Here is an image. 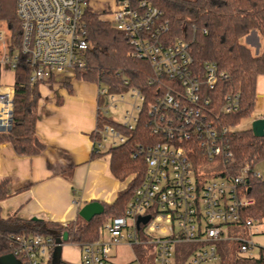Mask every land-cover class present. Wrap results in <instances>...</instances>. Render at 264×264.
Wrapping results in <instances>:
<instances>
[{
    "label": "built area",
    "instance_id": "2783aa9c",
    "mask_svg": "<svg viewBox=\"0 0 264 264\" xmlns=\"http://www.w3.org/2000/svg\"><path fill=\"white\" fill-rule=\"evenodd\" d=\"M92 1L17 0L23 31L20 54L32 67L33 85L75 77L86 66L91 46L82 14ZM97 1L100 17L129 36L132 55L150 63L153 77L149 84L157 83L158 90L147 113L157 140L137 152L144 156L145 176L124 215L104 225L108 239L102 235L81 246V264H121L113 259V249L122 244L133 249V257L124 264H222L220 244L228 241L238 244L230 257L239 260L235 264H264V247L253 241L264 222L243 217L244 210L255 204L245 195L249 193L250 167L244 166L237 175L226 170L233 160L232 128L224 125L221 115L237 112L241 96L227 95L222 105L212 96L217 82L226 75L214 63L196 65L188 44L168 43L164 39L168 23L151 3ZM18 58V53L8 54V36L0 27V71H13L14 79ZM97 86V122L110 117L121 128L133 131L146 96L134 88L111 93ZM127 94L135 102L124 112L123 120L117 121L110 112L117 110ZM13 97V84L0 82V135L11 128ZM127 141V135L113 125H97L94 131L96 152ZM255 175L264 177L259 170ZM142 217L149 219L138 223ZM241 226L249 238L233 237ZM9 241L11 254L21 264H47L61 245L57 239L38 234L12 235Z\"/></svg>",
    "mask_w": 264,
    "mask_h": 264
},
{
    "label": "trees",
    "instance_id": "16d2710c",
    "mask_svg": "<svg viewBox=\"0 0 264 264\" xmlns=\"http://www.w3.org/2000/svg\"><path fill=\"white\" fill-rule=\"evenodd\" d=\"M144 1L157 7L162 20L168 23V31L164 36L168 43L182 41L188 44L196 65L211 62L226 75L221 77L212 91V96L221 105L227 95L241 96L237 112L221 115L224 125L232 128L229 142L233 160L226 170L237 175L244 166L250 167L247 178L250 191L248 194L245 192V195L253 199L255 204L244 210L243 217L264 222V177L255 175L260 165L264 167V137L254 136L251 128L237 129L255 112L259 78L264 77V0ZM16 4L17 0H0V27H6L8 54H19L13 79L12 125L8 133L0 135V142L11 143L19 155L36 156L46 148L35 138L40 91L39 84L33 85L30 81L32 67L25 56L20 54L23 31ZM82 19L91 47L86 53V66L76 71L75 78L106 87L111 93H126L134 88L146 96L144 110L133 131L121 128V124L110 117L99 118L97 122L98 127L104 124L115 126L127 135L128 141L104 152L94 151L92 157L108 158L109 170L115 179L121 182L131 176L132 179L114 203L102 204L104 212L101 215L89 222L79 215L67 227L46 220H24L16 214L3 218L1 203L10 196V181L0 180V258L12 253L9 241L12 235L38 234L59 239L67 233L66 242L79 246L99 240L104 225L124 215L127 203L145 176L144 156L137 152L140 148L146 150L157 140L152 134L147 113L148 105L158 90L157 83L149 84L153 77L150 63L133 56L129 36L109 20L102 19L92 6H85ZM253 32L263 39V51L258 54L243 41ZM220 246L224 258L222 264H235L239 261L230 260L237 249L232 241L223 242ZM185 257L180 260L184 261ZM47 264H54L53 260Z\"/></svg>",
    "mask_w": 264,
    "mask_h": 264
},
{
    "label": "crops",
    "instance_id": "0c3cea01",
    "mask_svg": "<svg viewBox=\"0 0 264 264\" xmlns=\"http://www.w3.org/2000/svg\"><path fill=\"white\" fill-rule=\"evenodd\" d=\"M39 91L35 138L44 152L19 155L0 142V180L10 181L2 216L69 224L88 203H114L125 184L111 175L108 158L92 157L97 84L71 76L41 83Z\"/></svg>",
    "mask_w": 264,
    "mask_h": 264
},
{
    "label": "rangeland",
    "instance_id": "374dc122",
    "mask_svg": "<svg viewBox=\"0 0 264 264\" xmlns=\"http://www.w3.org/2000/svg\"><path fill=\"white\" fill-rule=\"evenodd\" d=\"M99 1L94 0L92 1V6L93 9L97 12H99V9L96 7L98 6ZM1 29L6 33V27L2 26ZM244 43L248 44L250 47H252L253 51L255 54H258L263 51V39L261 36L257 33L250 35V38L246 37L244 38ZM13 71L3 73V71H0V82L6 83V84H13ZM55 81V80H54ZM53 82V81H51ZM258 92H259V98L257 100V106L255 109V112H253L252 117L243 121L237 129L243 130V129H248L251 128L252 121L254 119L263 117L259 116V112H264V77L259 78L258 82ZM135 100L130 97L129 94L125 95V101L119 103L117 110L111 111V116L116 119L117 121H122L124 112L130 108L129 105L133 104ZM258 170L261 171V173L264 175V167L259 166ZM132 179V176L129 177L127 180L124 181L125 188L128 187L130 180ZM242 227V226H241ZM259 230L260 232L256 235L253 236V241L261 246L264 247V223L262 225H259ZM104 239H108L109 235L108 233L104 230L102 233ZM233 237H239V238H249L250 235L248 231L242 227L239 231L236 233H233ZM233 244L238 246L237 241H233ZM113 259H115L117 262L124 264L127 263L132 257H133V249L132 247L122 244L117 247H114L113 249ZM61 259L65 263L69 264H81V246L75 243H70V242H63L62 244V249H61Z\"/></svg>",
    "mask_w": 264,
    "mask_h": 264
},
{
    "label": "water",
    "instance_id": "95a60500",
    "mask_svg": "<svg viewBox=\"0 0 264 264\" xmlns=\"http://www.w3.org/2000/svg\"><path fill=\"white\" fill-rule=\"evenodd\" d=\"M12 122V116L10 118ZM251 130L256 137H264V116L254 119L252 121ZM250 191V189H249ZM104 212V206L99 202H91L86 204L79 212L80 217H82L85 221H91L95 216L101 215ZM149 217H142L139 219L140 222H147ZM36 221L37 219H33ZM57 241L61 244L54 253V264H63L61 259V249L62 243L68 241V234L65 233L62 239H57ZM0 264H21L14 255L9 254L0 258Z\"/></svg>",
    "mask_w": 264,
    "mask_h": 264
}]
</instances>
